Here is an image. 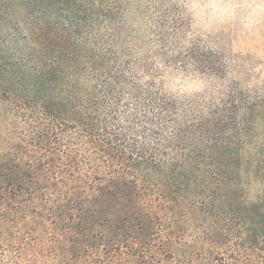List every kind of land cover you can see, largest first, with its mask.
<instances>
[{"label":"trees","instance_id":"16d2710c","mask_svg":"<svg viewBox=\"0 0 264 264\" xmlns=\"http://www.w3.org/2000/svg\"><path fill=\"white\" fill-rule=\"evenodd\" d=\"M186 38L171 0H0V264H264V98L167 92L215 74Z\"/></svg>","mask_w":264,"mask_h":264},{"label":"rangeland","instance_id":"374dc122","mask_svg":"<svg viewBox=\"0 0 264 264\" xmlns=\"http://www.w3.org/2000/svg\"><path fill=\"white\" fill-rule=\"evenodd\" d=\"M171 1L185 17L186 40L216 66L213 77L192 68L169 69L163 79L166 91L183 99L211 98L237 86L264 98V0ZM247 156L264 161V116Z\"/></svg>","mask_w":264,"mask_h":264}]
</instances>
